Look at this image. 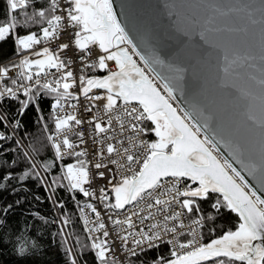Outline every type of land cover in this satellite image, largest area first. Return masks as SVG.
<instances>
[{"label": "snow or ice", "instance_id": "6c2138e0", "mask_svg": "<svg viewBox=\"0 0 264 264\" xmlns=\"http://www.w3.org/2000/svg\"><path fill=\"white\" fill-rule=\"evenodd\" d=\"M5 3L0 43L11 37L22 58L11 62V69L7 64L0 66V104L14 100L19 105L11 117L0 113V150L5 141L18 143L13 133L21 127L28 108L42 112L41 99L51 97L54 130L47 139L54 158L44 170L66 156L76 157L75 163L61 165L63 174L52 183L66 188L73 199L79 194L99 200L111 213L108 219L128 256L148 264L142 254L170 245V258L154 256L152 264H264V0H195L197 11L189 14L176 12L175 3H165L168 15L175 16V35L169 38L181 42L182 37L196 33L207 46L204 54L217 59L219 103H203L194 91L185 100L186 108L176 103L177 93L185 96L186 77L190 71L193 79L196 75L195 64L189 60L199 63V58L176 54L166 58L154 38L131 33L115 11L113 0ZM33 25L40 26L38 31L32 30ZM65 26L75 30V46L88 56L92 55L91 46L98 45V61L86 66L108 70L107 75H81L77 80L72 71H62L65 62L49 47L35 50L37 45L56 39ZM60 48L68 49L69 44L62 43ZM108 61L114 62L116 70L109 68ZM51 69L60 75L55 76ZM13 70L15 75H10ZM77 83L91 103L86 111L92 112L96 102H104L87 123L92 126L94 143L100 146L96 153L100 161L91 167L111 172V164L120 170L118 180L115 176L108 179L111 194L106 187L99 193L90 187L92 173L83 159L87 150H77L86 141L84 132L75 128L85 121L66 111L69 106L76 108L67 101L79 99L71 91ZM94 89L104 91L90 95ZM219 113L226 119L214 126ZM43 127L48 129L46 123ZM7 128L13 133H6L3 129ZM147 133H154L156 139H142ZM73 134L78 142L70 138ZM105 156L108 163L103 162ZM5 162L15 166L14 161ZM39 167L33 161L31 172L17 176L5 171L0 191L7 189L9 180L26 182L35 175L39 181ZM98 175L105 177L104 172ZM212 194H218L214 200ZM200 201H210L216 214L221 210L235 213L238 226L202 243L201 229L215 216L203 213ZM12 207L8 204L0 209L5 221L0 227L7 226ZM80 217L91 240V264H120L97 206L85 203ZM186 217L190 223L185 222ZM13 247L20 264H39L35 248ZM65 255L70 264H78L76 253L66 244Z\"/></svg>", "mask_w": 264, "mask_h": 264}, {"label": "trees", "instance_id": "16d2710c", "mask_svg": "<svg viewBox=\"0 0 264 264\" xmlns=\"http://www.w3.org/2000/svg\"><path fill=\"white\" fill-rule=\"evenodd\" d=\"M6 15L5 0H0V21H3ZM39 27V25H33L32 30L38 31ZM13 53L15 50L11 37L0 43V61ZM101 74L106 73L101 72ZM52 103L54 100L51 97H45L39 104L42 112H38L33 107L28 108L19 130L27 148L9 140L4 142V149L0 150V165H4L0 167V177H3L5 171H11L17 176L23 171L31 172L29 165L33 161L40 165L36 172L41 174L39 181L36 180L35 175L26 182L6 181L7 189L0 191V209L8 204L13 205L11 212L7 215V226L0 227V237H2L0 264H20L13 254V246L17 248L24 246L28 250L35 248L39 264H70L68 256L65 255V244L76 253L78 264H84L85 261L91 264L92 261L91 240L85 232L84 225L82 226L79 213V206L88 201L87 197L77 194L73 199L66 188L52 183L53 180L62 176L61 165L65 162L55 161L48 171H45L43 167L54 158V149L51 148L47 139L53 131ZM18 106L17 103L12 106V109L16 110ZM45 123L48 129L43 127ZM15 141H17L16 138ZM6 160L14 161L15 166L9 167ZM217 195L212 194V199L214 200ZM59 203H63V208L58 206ZM199 203L203 213L215 216L214 220H206L202 228L205 243L219 237L226 230H235L238 226L239 219L235 213H226L221 210V214H216L210 207V201ZM65 219H69L70 222L63 224L62 221ZM4 223V219L0 218V225ZM212 229H215V232H212ZM168 249L169 247L162 245L157 250L148 251L146 255L142 254L141 258L148 264H152L154 256L163 255L170 258ZM131 262L140 264L135 257L131 259Z\"/></svg>", "mask_w": 264, "mask_h": 264}, {"label": "built area", "instance_id": "2783aa9c", "mask_svg": "<svg viewBox=\"0 0 264 264\" xmlns=\"http://www.w3.org/2000/svg\"><path fill=\"white\" fill-rule=\"evenodd\" d=\"M74 32H75V30L71 29L70 27L65 26L63 28V30H61L59 32L58 37L56 39L49 41L46 45H37L35 50H42L43 46L49 47L50 50H52L55 54L59 55V58L65 62L66 69H63L62 71H67V70L72 71L74 74V77H76L77 80L81 75H83L85 77H91V76L102 77V76L107 75L108 70H100L99 68H89L86 66L88 64H92V63H95L98 61V53L100 50L98 48V45H93V46H91V51H92L91 56H88L85 52H82L80 49H78L75 46ZM41 35H42V33H41ZM62 43H68L69 48L62 50L60 48V45ZM27 54L31 56V52H28ZM20 58H22V54H18L15 52V53L11 54L10 57H8L4 60H1L0 66L7 64L8 67L11 69L12 68L11 62L18 63ZM107 63H108L109 68L111 70H113V71L116 70L114 62L108 61ZM138 63H140L141 66H143L142 62H140L139 60H138ZM101 72H105L106 74L102 75ZM51 73L57 77L60 75V73H57L55 69H51ZM10 75H15V70H13L10 73ZM49 78H51V76ZM6 83H7V81H6ZM71 91H73L74 94H77L79 96V99L76 100V99L69 98L67 101V104L68 105L76 104V108H72L69 106L66 108V111H67V113L75 114L77 116V118L85 121V123L81 124L80 126H76L75 131H77V132L82 131L85 134L84 139H85L86 143L81 145L80 148L77 150H85V149L87 150V156L84 157L83 159H86L89 162L90 171L92 173V184L90 187L93 190H95L97 193H99L100 188L106 187L109 190V194H111V192H110L111 185L108 184V179L110 176H115L116 179L118 180L119 175H120V170H118V167L116 165H111V164H109V169H111V172H109L108 169L101 168V169L97 170L94 167H91V165H94L96 162L100 161V157L98 155H96L100 146L94 143V141H93L94 133L92 131V126L87 123V121L90 120L93 115H95L97 108H100L104 102L103 101L96 102L97 108H94L92 112H88V111H86V108L91 107V103L80 92L79 83H77V85ZM103 91L104 90L94 89L93 92L90 93V95L101 94V93H103ZM21 99H23V97H21ZM15 104H17V102L14 100H5L3 104H0V113H3L6 116L11 117V115L14 114L16 111V110L12 109V106H14ZM53 115H54V113H53ZM148 127H150V123L148 124ZM3 130L6 133H13L12 128H7V129H3ZM19 130H20V127L14 131L13 135H14V138H16V140L21 142V144H22L23 139L21 138L22 136L19 134ZM70 138L73 141L78 142L77 137L74 134L71 135ZM142 139H146L148 141H153V133H147V134L143 135ZM58 161H61V162L63 161V162H65L64 165H66L68 163H75L76 157L66 156L63 160H58ZM103 162L108 163L107 156H105ZM99 172L105 173V177L103 179H101L99 177V175H98ZM87 199H88V201L83 202L79 206V213H80V208L85 203H93L94 205H96L98 210L101 211L102 222H104L106 224V227L109 230L110 236L108 239L111 243H114L115 258L117 259V261L120 262V264H132L131 259L134 257H130L126 254V252L124 251V249L122 248V246L120 244L119 237L117 236V230L112 226L111 221L108 219V215H110L111 213L103 208V205L100 203L99 200H96V199L90 200L89 198H87ZM85 211L88 213L89 218L91 220H95V216H94V214L90 213V210L86 209ZM80 220H81V223L83 226L84 225L83 218H81ZM185 222L190 223L191 221H190V219H188L186 217ZM91 226L92 225H89L88 227H91ZM84 228H85V230H86L85 232L88 236L87 227H85V225H84ZM185 231H187V230H185ZM201 232H202V229H201ZM97 235H100V234L97 233ZM202 236H203V239L201 240V242L205 243L204 242V240H205L204 234H202ZM129 246H131V245H129ZM164 246H167L169 248L171 247L170 245H164Z\"/></svg>", "mask_w": 264, "mask_h": 264}, {"label": "water", "instance_id": "95a60500", "mask_svg": "<svg viewBox=\"0 0 264 264\" xmlns=\"http://www.w3.org/2000/svg\"><path fill=\"white\" fill-rule=\"evenodd\" d=\"M165 3H175V11L178 13L189 14L197 11L195 0H113L115 11L131 33L137 37L147 35L154 38L153 43L161 49L163 54H167L166 58L170 59L173 54L182 58L192 55L199 58V63L189 60V63L195 64L196 75L193 79L190 71L186 77L185 96L177 93V103L181 108H186L185 100L191 98L194 91L199 94L198 99L203 103L211 104L213 101L219 103V92L216 89L218 70L215 55L209 57L204 54L207 46L203 45L196 33L182 37L181 42L169 38L175 35L172 27L175 16L168 15V9L164 7ZM221 119H226L224 113L218 114L214 126ZM222 151L225 150L222 148ZM247 178L255 185V181H252L250 177Z\"/></svg>", "mask_w": 264, "mask_h": 264}, {"label": "bare ground", "instance_id": "6f19581e", "mask_svg": "<svg viewBox=\"0 0 264 264\" xmlns=\"http://www.w3.org/2000/svg\"><path fill=\"white\" fill-rule=\"evenodd\" d=\"M20 144H21V142H20ZM23 147H25V148H27L26 147V144H25V142L24 141H22V144H21Z\"/></svg>", "mask_w": 264, "mask_h": 264}, {"label": "rangeland", "instance_id": "374dc122", "mask_svg": "<svg viewBox=\"0 0 264 264\" xmlns=\"http://www.w3.org/2000/svg\"><path fill=\"white\" fill-rule=\"evenodd\" d=\"M52 131V130H51ZM50 134H51V132H50ZM23 140H24V138H23ZM154 141V140H153ZM18 143H20V142H18ZM17 143V144H18ZM25 150V149H24ZM27 151V150H26ZM64 165V164H63ZM61 171H62V174H63V168H61ZM66 182V181H65Z\"/></svg>", "mask_w": 264, "mask_h": 264}, {"label": "flooded vegetation", "instance_id": "af4514ba", "mask_svg": "<svg viewBox=\"0 0 264 264\" xmlns=\"http://www.w3.org/2000/svg\"><path fill=\"white\" fill-rule=\"evenodd\" d=\"M153 135H154V133H153ZM156 139V137L154 136V139L153 140H155Z\"/></svg>", "mask_w": 264, "mask_h": 264}]
</instances>
